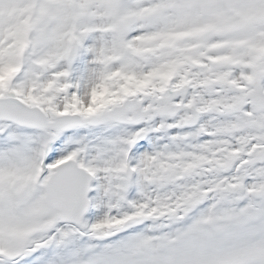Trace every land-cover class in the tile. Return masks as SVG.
Wrapping results in <instances>:
<instances>
[{"label": "snow or ice", "instance_id": "1", "mask_svg": "<svg viewBox=\"0 0 264 264\" xmlns=\"http://www.w3.org/2000/svg\"><path fill=\"white\" fill-rule=\"evenodd\" d=\"M0 264H264V0H0Z\"/></svg>", "mask_w": 264, "mask_h": 264}]
</instances>
